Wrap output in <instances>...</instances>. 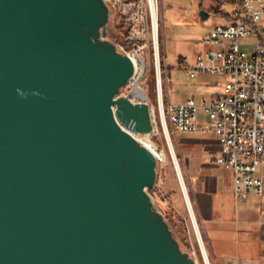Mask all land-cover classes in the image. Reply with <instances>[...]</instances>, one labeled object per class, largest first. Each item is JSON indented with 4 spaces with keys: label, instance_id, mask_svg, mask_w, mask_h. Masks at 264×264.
<instances>
[{
    "label": "water",
    "instance_id": "obj_1",
    "mask_svg": "<svg viewBox=\"0 0 264 264\" xmlns=\"http://www.w3.org/2000/svg\"><path fill=\"white\" fill-rule=\"evenodd\" d=\"M115 20L109 0H0V264H199L131 132L155 123Z\"/></svg>",
    "mask_w": 264,
    "mask_h": 264
},
{
    "label": "built area",
    "instance_id": "obj_2",
    "mask_svg": "<svg viewBox=\"0 0 264 264\" xmlns=\"http://www.w3.org/2000/svg\"><path fill=\"white\" fill-rule=\"evenodd\" d=\"M153 1L152 7L151 0H109L120 9L124 21L120 45L136 65L124 93L134 101L152 102L155 130L150 134L131 132L156 152L160 163H165V151L153 140L160 133L157 112L168 130L170 124L185 132L212 131L222 150L218 163L234 172L236 198L246 200L254 193L264 195V0H237L233 20L215 26L202 37V43L209 48L197 50L193 60L188 55L181 57L191 77L198 72L225 76L224 90L202 103L189 99L169 104L165 102L160 56V0ZM251 35L257 43L249 57L241 48V40ZM152 63L157 67L156 108L150 92L142 86ZM200 112L208 120L201 121ZM261 208L264 212V203Z\"/></svg>",
    "mask_w": 264,
    "mask_h": 264
},
{
    "label": "crops",
    "instance_id": "obj_3",
    "mask_svg": "<svg viewBox=\"0 0 264 264\" xmlns=\"http://www.w3.org/2000/svg\"><path fill=\"white\" fill-rule=\"evenodd\" d=\"M237 5V0H201V5L195 6L193 11L198 14V21L208 26V31L202 34L176 33V38L183 40L195 54L197 50L209 48L202 43V37L215 26L230 23ZM202 11L208 14L207 17H202ZM183 15L177 16V23L194 21L192 16L184 18ZM183 55L187 54L183 53L179 58L181 67L171 70L165 52L169 65L167 104L189 99L202 103L224 90L226 78L223 75L198 72L191 77L183 67ZM199 118L208 120L204 112H200ZM172 129L179 168L213 263L264 264V212L261 208L264 195L254 193L246 200L236 198L234 172L218 163L222 150L214 132Z\"/></svg>",
    "mask_w": 264,
    "mask_h": 264
},
{
    "label": "rangeland",
    "instance_id": "obj_4",
    "mask_svg": "<svg viewBox=\"0 0 264 264\" xmlns=\"http://www.w3.org/2000/svg\"><path fill=\"white\" fill-rule=\"evenodd\" d=\"M116 13L115 27L117 29L115 38L120 44L122 33L125 30L123 17L121 16L120 9L111 3ZM201 0H160V22H159V43H160V56L163 76V89L164 96L167 94V72L168 62L170 69L175 70L181 67L180 56L186 53L191 59L194 58L195 52L193 49H189L188 45L181 39H177L176 33H197L202 34L208 31V26L198 21V14L193 11L195 6H200ZM162 11L164 22L162 24ZM186 12V13H185ZM180 14L184 18L192 16L194 21L184 22L179 24L176 22L177 16ZM188 16V17H187ZM217 21L216 18H214ZM257 38L254 35L244 37L241 40V48L245 51L249 57L252 56L255 50V44ZM165 45V48H164ZM166 49V50H165ZM165 52L167 55V61L165 58ZM157 67L152 63L148 68V73L144 79L143 87L148 90L153 99V105L157 107ZM127 91V90H126ZM152 109V107H151ZM157 126L159 127L160 133L153 138V140L160 146L162 151H165L167 155V161L160 163L159 178L155 189L158 197L166 204L167 209H164V213L170 215L171 221L178 227V229L184 231V239L189 243V251L193 253L199 264H208L206 256L204 255L201 245L197 237V230L193 223L190 209L187 203V199L184 195L182 184L180 182L173 155L171 154L169 143L167 142V133L164 131L163 124L160 120L159 113L157 112ZM172 127L169 124V132L172 137ZM173 141V138H172ZM175 148V144L173 141ZM176 150V148H175ZM177 155V152H176ZM178 157V156H177ZM167 216V215H166ZM197 218V217H196ZM199 229L201 232L202 239L210 260V264H214L211 256L208 252L207 244L200 226L199 219L197 218ZM202 243V242H201Z\"/></svg>",
    "mask_w": 264,
    "mask_h": 264
},
{
    "label": "bare ground",
    "instance_id": "obj_5",
    "mask_svg": "<svg viewBox=\"0 0 264 264\" xmlns=\"http://www.w3.org/2000/svg\"><path fill=\"white\" fill-rule=\"evenodd\" d=\"M151 3H152V7H153V3H154V1L153 0H151ZM155 17H156V15H155ZM155 26H156V21H155ZM157 34H158V31H157V29H155V38H156V41H157V39H158V36H157ZM138 93L139 94H143V93H141L140 91H138ZM150 105H151V107H152V102H148ZM164 128H165V130H166V133H167V138H168V140H169V148H170V151H171V154L173 155V158H174V160H175V164H176V167L178 168V172H179V174H180V176H179V179H180V182H181V184H182V188H184L185 189V182H184V179L182 178V172H181V170H180V168H179V163H178V157H177V155H176V150H175V148H174V145H173V141H172V137H171V135H170V132H169V130H168V128H167V124H166V122H164ZM163 155H164V159L165 160H167V155H166V153L165 152H163ZM187 203H188V206H189V209H190V214H191V216H192V220H193V223L195 224L196 223V215H195V213H194V210H193V207H192V204L189 202V200H187ZM196 227V230H197V233L199 234V237H200V240L202 239L201 237V232H200V229H198V227H197V225H195ZM201 245H202V248H203V250H204V255L206 256V259H207V261H208V264H210V260H209V257H208V254H207V251H206V248H205V245H204V241L203 240H201Z\"/></svg>",
    "mask_w": 264,
    "mask_h": 264
},
{
    "label": "trees",
    "instance_id": "obj_6",
    "mask_svg": "<svg viewBox=\"0 0 264 264\" xmlns=\"http://www.w3.org/2000/svg\"><path fill=\"white\" fill-rule=\"evenodd\" d=\"M169 222L171 223V225L173 226V228L175 229V231L177 232L178 238L180 239L182 245L186 248L189 249V243L184 239V231L178 229V227L171 221L170 219V215L168 213H166Z\"/></svg>",
    "mask_w": 264,
    "mask_h": 264
},
{
    "label": "flooded vegetation",
    "instance_id": "obj_7",
    "mask_svg": "<svg viewBox=\"0 0 264 264\" xmlns=\"http://www.w3.org/2000/svg\"><path fill=\"white\" fill-rule=\"evenodd\" d=\"M118 29V28H117Z\"/></svg>",
    "mask_w": 264,
    "mask_h": 264
}]
</instances>
